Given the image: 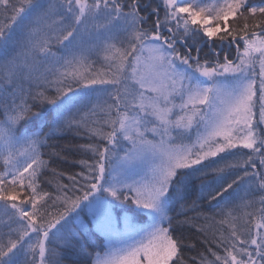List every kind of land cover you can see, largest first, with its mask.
Listing matches in <instances>:
<instances>
[{
	"label": "snow or ice",
	"instance_id": "1",
	"mask_svg": "<svg viewBox=\"0 0 264 264\" xmlns=\"http://www.w3.org/2000/svg\"><path fill=\"white\" fill-rule=\"evenodd\" d=\"M162 3L163 19L141 0H0V203L9 216L0 264H60L58 241L90 255L78 231L84 208L110 229L92 264H188L176 233L214 219L187 215L198 201L225 202L216 215L227 233L203 241L223 254L209 246L193 264H264V0ZM198 38L210 48L203 56ZM233 45L229 59L224 48ZM46 113L55 114L48 132L24 127ZM149 130L160 139H146ZM62 133L97 142L62 149L91 155L74 162L84 171L51 169L71 185L58 180L54 195L40 190V177L50 162H66L49 143ZM145 168L149 178L135 179ZM241 188L253 199L237 204ZM49 200L62 211L50 213ZM124 205L134 215L117 219L113 209Z\"/></svg>",
	"mask_w": 264,
	"mask_h": 264
},
{
	"label": "trees",
	"instance_id": "2",
	"mask_svg": "<svg viewBox=\"0 0 264 264\" xmlns=\"http://www.w3.org/2000/svg\"><path fill=\"white\" fill-rule=\"evenodd\" d=\"M55 2V0H53ZM143 5H147V9H145L146 12H150L151 9L153 8H158L159 9V16L161 19L164 17V5L160 0H141ZM144 14V13H142ZM155 20L154 15H149L148 16V23L145 25V27L151 26L152 22ZM242 21H232L231 18L229 20L230 25H235V24H240L242 25ZM207 38H198L197 43H199L202 47V56L204 53H208L210 51V48L207 46L205 43ZM217 43H219L217 41ZM189 46H191V40L188 41ZM177 47H180L179 43ZM241 49L243 48V44L241 42L240 45ZM53 51H56L59 53V46L58 45H53ZM181 51L184 49L181 48ZM219 50V49H217ZM225 52L229 53V59H234L236 56V47L233 45L232 47H227L225 46L224 48ZM214 58V57H213ZM95 59V57H93ZM221 62H223V52L221 53ZM97 68V67H96ZM95 70V69H94ZM94 100V98H93ZM54 113H46L44 117H42L39 121L34 122V124H29L25 125L24 127L28 128L29 131H35V124H38L42 127L44 132H48L49 126L52 123V120L54 119ZM3 119L2 113H0V120ZM96 140H89L87 135L83 136H77L74 133H62V134H57L56 137H54L49 143L56 147V151L60 152L61 157L66 158V162L57 159L52 162H50V168L47 171L43 172V175L40 177V190L42 191H47L50 193H53L54 195H59V192L57 191L56 188V182L58 180L62 181L64 184H69L70 182L67 180L66 176L65 177H58L53 174L51 169H56L57 172H63L67 174H74L76 172H81L84 171L82 166H80L78 163H74L76 161H79L80 159H89L90 153L88 155H83L81 153H74L70 152L67 150H62L65 149L69 145H80V144H87V143H96ZM41 151L45 153L44 159L48 160V153L53 151L52 147H47V148H42ZM247 152L248 150H243ZM228 160L231 162L233 160L232 157H229ZM257 166L259 167V164L257 162ZM3 170V165L0 163V171ZM251 170V169H249ZM239 174V173H238ZM83 182V181H82ZM199 192V181L196 182V184L193 187L192 194H191V199H195L196 196L198 195ZM29 190L25 189L24 193L21 194L20 199H23L24 194H28ZM69 195H72V192L68 193ZM78 194V193H77ZM260 193L256 194L255 199H259ZM111 199V198H110ZM243 199H253V197H245L244 196V191L243 188L239 191V195L236 198V203L239 204ZM191 200L189 201V203ZM19 203V200L17 201ZM200 207L196 210V212L189 211L187 215L189 217H195L197 213H205L210 217H214V219L210 220H205L203 216H200L199 219H195L192 222V225H184L181 227L176 234L181 235L182 238L184 239V242L186 245H189L183 249V256L184 258L188 261V264H193V261L189 259V257H199L201 253L208 255L207 248L209 246L212 247L214 251H220L221 254L222 251L218 248H216L214 243H211L210 245H205L203 242L205 239L209 241H213V234L215 233L216 236H219L220 231H224L227 233V225L221 226L220 224L217 223V221L221 220L223 217L220 215H216V213L219 211L221 207L224 206V201H221L219 204H217L215 207L209 208L207 206V201L199 202ZM30 207V206H29ZM259 207V204L256 203L253 205V207H250L248 209H241L237 208L234 211V215H241L242 212L248 211V212H254L256 208ZM134 206L131 205H124L123 208L121 207H116L114 208V212L119 213L121 209H126L130 212L131 216L134 215L132 209ZM48 211L55 215L57 211H62V207L59 206L57 203L56 205L52 204V201H48ZM80 212V220L83 222L84 227L79 229L78 231L80 232L82 236V242L86 247V250L90 255L85 256L80 254L78 251H70L66 249L60 241L57 242V245H53L52 247H57L58 251L61 253V256L55 257V259L60 260V264H92V261L94 257L96 256L97 253L102 254L106 250V244L104 241L103 236L93 227L90 216L89 214L83 209V210H77ZM10 214V213H9ZM173 215L175 213H172ZM146 217L141 219L140 217L136 218V221H144ZM177 219H184L183 216L177 217ZM9 223V216L5 214L4 206L2 203H0V234H6L8 232V227L6 225ZM243 219H241L238 223V227L243 226ZM13 228L17 227L16 224L11 225ZM75 227V226H73ZM199 228H204L205 231L201 232L198 229ZM174 234V235H176ZM4 239H7V236L4 235ZM35 239V237H33ZM190 245H195V247H190ZM209 259H212V257L209 255Z\"/></svg>",
	"mask_w": 264,
	"mask_h": 264
},
{
	"label": "rangeland",
	"instance_id": "3",
	"mask_svg": "<svg viewBox=\"0 0 264 264\" xmlns=\"http://www.w3.org/2000/svg\"><path fill=\"white\" fill-rule=\"evenodd\" d=\"M160 1L162 2V0H160ZM162 4H163V3H162ZM101 66H102V65H101L100 62H97V63H96V67H97V68H100ZM175 102H176L177 104L180 103L179 99H177ZM147 127H148L149 129H151L152 125L149 124ZM145 138L148 139V140H153L154 142H156V141H158V140L160 139L159 136H154V134H153L150 130L146 133V137H145ZM193 139H195V132H193ZM181 142H182V141L179 140V139H177L176 141H174V143H177V144H179V143H181ZM183 142H184V143H188L189 141L184 140ZM123 146L126 148V147H127V144L125 143ZM120 155H123V152H121ZM149 176H150L149 170H148L147 168H145V169H143V171H141V173H140V175H139L138 177H135V179H148ZM84 210L89 214L87 208H84ZM125 211H127V214H128L129 216H131L130 212H129L128 210H126V209H125V210H124V209H121L119 213L114 212V209H113V215H114L117 219H119V218H121V217L124 216ZM89 216H90V220H91V223H92L93 227H94V228H95V229H96V230H97V231L103 236L104 241H105V244H107V235H106V233H107L110 229L108 228V226H107L102 220H101L100 223L98 224L97 221H96L95 219H93L92 215L89 214ZM146 219H147V218H146ZM146 219H145V220H146ZM145 220H144V221H145ZM144 221H142V222H140V221H136V222H137V223H144ZM119 226H120L121 229H123V227H124V223H123L122 220L120 221ZM105 251H106V250H105ZM104 253H105V252H104ZM104 253H102V254H100V255H104ZM94 258H95V257H94Z\"/></svg>",
	"mask_w": 264,
	"mask_h": 264
}]
</instances>
